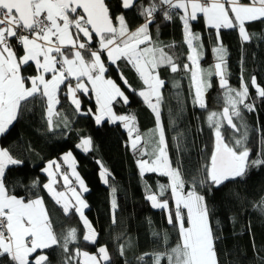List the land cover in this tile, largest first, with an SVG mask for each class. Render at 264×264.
<instances>
[{
	"label": "snow or ice",
	"instance_id": "obj_1",
	"mask_svg": "<svg viewBox=\"0 0 264 264\" xmlns=\"http://www.w3.org/2000/svg\"><path fill=\"white\" fill-rule=\"evenodd\" d=\"M120 6L124 10L137 8L144 22L133 30L123 13L113 15L106 0H0V135L6 133L18 119L30 98L37 95L46 98L47 122L51 130L54 108L60 103L58 93L61 85L67 89V96L76 112L81 110L77 93H94L97 109L93 115L96 124L105 118L113 123L123 122L132 150H139L141 157H149L137 161L140 174L143 176L146 172H153L169 178V184L158 186V193L146 185V199L153 208L167 211V223L178 231V242L174 247H167L168 234L153 232V236L165 246L164 250L144 253L137 257L138 261L143 262L145 257H150V264H161L163 260L167 264H220L216 248L218 238L210 223L205 196L199 194L197 186L210 184L219 187L226 181L244 177L250 168L264 166V152L257 159H250L246 127L231 143L222 133L224 122L239 133L243 125L238 127L234 117L241 118V105L248 111H253L254 105L246 103L249 99L248 83L241 79L240 87L233 88L226 78L223 68L225 50L219 34L221 29L238 28L242 40L249 41L251 36L245 25L247 22L264 20V0H147L146 4L140 0H120ZM174 13L182 21L184 42L189 50L187 60L190 63L183 64V70L190 73L194 103L200 108L207 106L205 90L211 87V77L214 75L219 77V86L225 90L222 112H212L208 116L215 129L213 150L203 166L202 175L192 178V187L187 191L180 168L173 167L169 158L159 111L161 89L165 84L159 69L168 67L172 73H176L181 66L175 54L165 51V46L153 40L150 32L157 15L162 14L165 20H171ZM200 17L208 28L216 31L217 46L213 52L216 53L217 62L208 69L201 68L199 64L203 55L201 36L191 31V23ZM94 39L98 43L95 49L90 46ZM16 46L20 47L22 55H18ZM105 54L126 85L128 82L118 61L123 60L131 65L138 74L142 81L138 95L155 113V132L158 136L141 143L142 136L135 126V117L119 115L114 111L115 103L122 101L128 104L129 97L106 75L108 67L102 59ZM33 66L35 74L24 75L27 67ZM72 80H75V84L71 83ZM251 86L264 99V86L257 84L255 76L251 78ZM91 112L89 109L84 114ZM65 123L67 125V120ZM91 144L90 137H83L77 147L87 152ZM62 159L65 163L73 160L72 153L65 154ZM22 164L23 160L15 157L10 149L0 147V264L5 261L6 264H50L46 250L54 247L61 248L66 254L64 264H111L112 257L106 246H100L96 254L79 247L70 250L69 246L79 240L77 229L69 228L58 234L42 197L26 200L11 193L7 186L6 170ZM60 168L56 161L48 163L43 171L48 175L49 182L43 187L55 203L61 205L65 215L73 210L79 214L87 229L83 241L95 244L97 233L84 216L83 209L87 204L80 192L71 187L68 189L71 197H67L65 192L54 188ZM101 168L104 183H108L107 170L103 169V165ZM75 175L80 188L88 191L79 174ZM63 179L67 187L71 183L67 174L63 175ZM37 184L38 181H33V187ZM169 191L171 203L163 199ZM73 200L75 203H72ZM254 206L264 212V197ZM116 208L117 203L113 198V223H116ZM118 252L122 257L125 255L123 244L118 246Z\"/></svg>",
	"mask_w": 264,
	"mask_h": 264
},
{
	"label": "trees",
	"instance_id": "obj_2",
	"mask_svg": "<svg viewBox=\"0 0 264 264\" xmlns=\"http://www.w3.org/2000/svg\"><path fill=\"white\" fill-rule=\"evenodd\" d=\"M107 2L113 15L123 13L133 30L144 22L137 8L124 10L120 6V0ZM140 2L146 4L147 0ZM245 26L251 36L249 41L242 40L237 28L221 29L219 36L225 50L223 68L226 78L233 88L240 87L241 79L248 83L249 99L246 103L253 104L254 110L248 111L241 105V118L234 117V123L238 127L243 125L240 132H234L224 122L222 133L231 143L246 127L250 159H257L264 152V99L251 86V78L255 76L257 84L264 86V20L247 22ZM191 31L201 36L203 55L199 61L200 67H212L217 62L216 53L213 52V48L217 46L216 31L208 28L202 17L191 23ZM150 32L153 40L165 46V51L175 54L181 66L176 73H172L168 67L159 69L160 77L165 81L161 89L159 111L169 158L173 167L180 168L187 191L192 187V178L202 175L203 166L213 150L215 129L208 116L212 112H222L225 90L219 86V79L214 75L211 77V87L207 88V106L200 108L194 103L190 73L183 70V64L190 63L187 60L189 50L184 42L183 25L178 15L174 13L168 21L162 14L157 15L150 26ZM96 44L94 39L91 45ZM168 45L174 47L169 48ZM16 50L19 55L20 47ZM117 63L127 79V85L120 78L115 65L106 64V75L121 87L129 97V103H115L114 111L119 115L135 117V126L143 143L150 137L158 136L157 133L147 135L156 129L155 115L138 95L142 87L138 74L123 60ZM34 74V66L27 67L24 71L26 76ZM81 96L84 112H76L67 97L65 87H61L58 93L60 103L55 106L51 130L46 116V98L37 95L23 106L18 119L9 126L6 133L0 135V147L10 149L15 157L23 160L22 165L10 166L6 170L7 186L12 194L26 200L42 197L58 234L69 228L77 229L79 240L69 246L70 250L79 247L93 253L100 246H106L112 257L111 264H150V257H145L143 262L138 261L137 257L164 250L165 246L153 236V232L168 234L167 247H174L179 239L178 231L167 223V211L153 208L146 199V185L158 193V186L169 184V178L153 172H146L142 176L137 161L149 157H141L139 150H132L128 134L119 124L107 120L96 124L91 113L85 115L89 109L95 110L94 101L89 94ZM83 137H90L92 141L91 149L87 152L77 147ZM148 151H151L150 146ZM67 152L72 153L75 169L88 189L83 191L87 203L84 214L97 233L95 244L83 241L84 225L79 214L73 210L65 215L61 205L56 204L43 187L49 179L43 172L46 163L62 162L60 159ZM101 165L107 170L108 183L102 180ZM57 173L55 187L61 189L62 175L59 171ZM68 177L72 182L68 188L70 185L75 187L74 179L71 175ZM33 181H38L35 187ZM197 191L205 196L210 223L218 238L216 248L220 264H264V212L254 206L264 197V166L250 168L244 177L226 181L219 187L198 185ZM113 198L117 203L116 223L112 222ZM163 199H168L171 203L170 191ZM120 244L125 246L123 257L118 252ZM46 252L50 264H64L66 254L61 248L54 247ZM161 264H167L166 260L161 261Z\"/></svg>",
	"mask_w": 264,
	"mask_h": 264
},
{
	"label": "crops",
	"instance_id": "obj_3",
	"mask_svg": "<svg viewBox=\"0 0 264 264\" xmlns=\"http://www.w3.org/2000/svg\"><path fill=\"white\" fill-rule=\"evenodd\" d=\"M205 22V21H204ZM206 24V23H205ZM238 29V28H237ZM238 32H239V30H238ZM240 36V35H239ZM92 46V45H91ZM93 48H98V43L96 44V45H94V46H92ZM23 54V52H22V50L20 49V51H19V55H22ZM102 59L104 60V62H105V64H107V63H109L108 62V60H107V56H106V54H105V56L104 57H102ZM50 78V77H49ZM109 78V77H108ZM142 82V81H141ZM67 83V82H66ZM71 83L72 84H75V80H72L71 81ZM64 85H61V87H63ZM142 88V87H141ZM141 88L139 89V90H141ZM65 92H66V94H67V89L65 88ZM139 92V91H138ZM77 95H78V97H79V99H80V101H81V110L80 111H83V109H82V96L81 95H86V94H83V93H77ZM89 96H91L92 97V99H93V101H94V106H95V110L94 111H92L91 112V115H92V117H94V115H93V113H96V109H97V105H96V101H95V95L94 94H91V92L89 93ZM68 97V96H67ZM59 98V97H58ZM143 99V98H142ZM69 101H70V99H69ZM71 103V102H70ZM56 106V105H55ZM73 106V105H72ZM74 107V106H73ZM151 109V108H150ZM84 112V111H83ZM153 112V111H152ZM55 113H56V108H54V115H53V117H55ZM154 114V113H153ZM155 115V114H154ZM46 116H47V114H46ZM95 119V118H94ZM105 120H107V121H110V120H108L107 118L105 119ZM155 120H156V117H155ZM111 122V121H110ZM111 123H113V122H111ZM113 124H119V125H122L123 126V122H115V123H113ZM122 126H121V128H122ZM125 128V127H124ZM125 132H127V134H128V131H127V129L125 128V129H123ZM129 142V145H130V141H128ZM64 164H65V166L68 168L69 166H68V163H65L64 161H63V159L61 158L60 159ZM73 161V160H72ZM72 161L70 160V162L72 163ZM47 164V163H46ZM75 164V161H73V165ZM45 167H47L46 165L44 166V168ZM43 168V169H44ZM74 168H75V166H74ZM139 168V167H138ZM69 169V168H68ZM53 171H55V169H53ZM75 171H76V169H75ZM44 172V171H43ZM73 172V171H72ZM45 173V172H44ZM77 173V172H76ZM58 174V173H57ZM57 174H56V176H57ZM157 174H159V173H157ZM71 175V174H70ZM48 176V175H47ZM71 177H72V179H74V182H77L76 181V175L74 174L73 175V173H72V175H71ZM49 178V177H48ZM62 176L60 177V183L62 184V186L64 187L65 186V183L62 181ZM78 185H79V183L77 182V185H76V187H78ZM85 185V184H84Z\"/></svg>",
	"mask_w": 264,
	"mask_h": 264
},
{
	"label": "rangeland",
	"instance_id": "obj_4",
	"mask_svg": "<svg viewBox=\"0 0 264 264\" xmlns=\"http://www.w3.org/2000/svg\"><path fill=\"white\" fill-rule=\"evenodd\" d=\"M216 63V61L213 63V66H214V64ZM203 69H207V68H205V67H202ZM217 77V76H216ZM218 79H219V77H217ZM91 94H94V93H91ZM207 94H208V91H207V89L205 90V95H204V99L206 100V97H207ZM206 102V101H205ZM94 114V113H93ZM155 114V113H154ZM106 119V118H105ZM104 119V120H105ZM156 132H155V130H153V132H148L147 133V135L148 136H152L153 134H155ZM133 135H135V133L133 134ZM158 135V134H157ZM128 136V135H127ZM129 137V136H128ZM130 141V140H129ZM67 153H69V152H67ZM66 153V154H67ZM65 156V154L62 156V158ZM72 161V160H71ZM50 161H48L47 162V164H46V166L48 165V163H49ZM68 163V171H70V174L72 175V173H73V175L74 174H76V172L77 171H75V173L74 172H72L73 171V167L75 166V164L73 165V161H72V163L69 161V162H67ZM46 168V167H45ZM101 171H102V169H100ZM69 178V177H68ZM62 181L65 183V181H64V179H63V175H62ZM57 180V179H56ZM102 180H103V178H102ZM69 181H71V179L69 178ZM49 182V179L47 180V183ZM72 183V182H71ZM70 183V184H71ZM76 185H77V182L75 183V188L77 189V191L78 192H80V195H81V198L84 200V197H83V190L80 188V185H78V187H76ZM54 188L57 190V191H63V192H65L66 193V196L67 197H71V192L68 190L69 188H68V186L66 187V186H64L63 188H61V189H57L56 187H55V185H54ZM148 195V194H147ZM146 195V196H147ZM84 202H85V200H84ZM62 203H63V201H62ZM72 203H75V201L73 200L72 201ZM86 203V202H85ZM87 204V203H86ZM85 209L86 208H84L83 209V212L85 211ZM78 214V213H77ZM84 216L86 217V214H84ZM87 218V217H86ZM81 220V219H80ZM89 221V220H88ZM81 222H82V224H83V221L81 220ZM90 222V221H89ZM90 224L92 225V227L94 228V225L90 222ZM84 225V224H83ZM95 229V228H94ZM87 231V229L85 228V226H84V234H85V232ZM83 251H85V250H83ZM98 251V250H97ZM90 253V252H89ZM97 252H93V253H90V254H96ZM83 258L81 257V260H82Z\"/></svg>",
	"mask_w": 264,
	"mask_h": 264
},
{
	"label": "built area",
	"instance_id": "obj_5",
	"mask_svg": "<svg viewBox=\"0 0 264 264\" xmlns=\"http://www.w3.org/2000/svg\"><path fill=\"white\" fill-rule=\"evenodd\" d=\"M168 21V20H167ZM14 45H15V41H13ZM91 46V45H90ZM92 47V46H91ZM16 48L19 49V46H16ZM93 48V47H92ZM95 49V48H94ZM122 126V125H120ZM122 129H125L124 126H122ZM61 165V168L59 170V172H61V175L67 174V176H70V171H68V168L64 165V163L62 162H58ZM73 187V185H70V188Z\"/></svg>",
	"mask_w": 264,
	"mask_h": 264
},
{
	"label": "water",
	"instance_id": "obj_6",
	"mask_svg": "<svg viewBox=\"0 0 264 264\" xmlns=\"http://www.w3.org/2000/svg\"><path fill=\"white\" fill-rule=\"evenodd\" d=\"M108 0H106V2H107ZM96 41V40H95Z\"/></svg>",
	"mask_w": 264,
	"mask_h": 264
}]
</instances>
